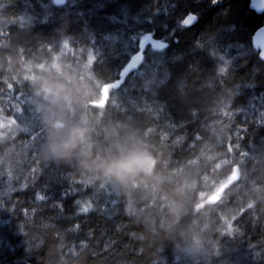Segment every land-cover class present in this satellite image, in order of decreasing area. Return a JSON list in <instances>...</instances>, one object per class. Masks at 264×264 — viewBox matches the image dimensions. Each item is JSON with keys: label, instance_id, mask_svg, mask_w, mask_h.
<instances>
[{"label": "trees", "instance_id": "obj_1", "mask_svg": "<svg viewBox=\"0 0 264 264\" xmlns=\"http://www.w3.org/2000/svg\"><path fill=\"white\" fill-rule=\"evenodd\" d=\"M6 12L31 17V24H10L0 38L35 50L67 24L93 70L113 81L142 39L163 40L167 47L162 49L147 44L135 67L113 89L117 115L122 110L141 123L155 124L168 143L184 137L174 146L177 161L188 154L193 135L204 134L201 125L213 120L227 124L220 145L226 156L243 166H251L253 155L264 156V61L251 40L264 24V12L251 9L249 0H64L61 5L13 0ZM187 17L190 22H185ZM222 66L223 74L218 71ZM153 69L166 81L155 95L139 87L142 74ZM20 91L16 87L7 101L0 93V105L6 104L18 123L29 128L14 142L22 150L19 161L10 172L0 164V264H59L61 254L68 264H152L153 259L164 264L163 257L167 264H183L170 247L153 256L147 239H133L130 233L139 226L123 216L122 206L113 203L114 195L98 181H70L61 169L39 161L35 148L25 146L29 136L35 143L40 133L28 105L21 103L24 97L17 96ZM222 97L231 98L227 113H213L214 102ZM13 101L21 112L13 111ZM252 177L264 182L259 166L250 172ZM37 191L45 196L43 201L36 199ZM233 223L235 234L221 238L230 264H264V215L253 221L244 211ZM118 224L123 226L118 229ZM140 247L143 252H138Z\"/></svg>", "mask_w": 264, "mask_h": 264}, {"label": "clouds", "instance_id": "obj_2", "mask_svg": "<svg viewBox=\"0 0 264 264\" xmlns=\"http://www.w3.org/2000/svg\"><path fill=\"white\" fill-rule=\"evenodd\" d=\"M11 3L0 0V32L16 22L20 28L31 24V17L6 12ZM259 5L264 7V0ZM68 28L65 24L57 29L54 39L40 42L35 50L0 38L2 99L7 101L19 87L17 96L24 97L21 103L28 105L39 128L38 141L33 143L29 136L25 146L34 147L39 161L61 169L70 181L86 185L98 181L109 190L123 216L139 226L130 235L147 239L153 256L167 246L183 264H230L221 238L235 234L233 222L244 211L253 221L264 215V182L250 178L258 166L264 175V156H251V166L226 156L220 145L227 124L213 120L201 125L204 134L196 132L188 142V154L177 161L174 146L184 137L168 143L155 124L141 123L122 110L117 115L113 89L119 83L93 70ZM218 71L223 74L226 69ZM164 84L159 70L153 69L142 74L139 87L155 95ZM230 102V97H222L211 111L226 114ZM13 106L14 112L22 111L19 103L13 101ZM21 131L29 128L18 123L6 104L0 105V164L9 172L20 158L22 150L14 142ZM72 254L77 255L75 250ZM162 259L167 264V257ZM59 264H68L63 254Z\"/></svg>", "mask_w": 264, "mask_h": 264}, {"label": "water", "instance_id": "obj_3", "mask_svg": "<svg viewBox=\"0 0 264 264\" xmlns=\"http://www.w3.org/2000/svg\"><path fill=\"white\" fill-rule=\"evenodd\" d=\"M63 3H64V0H59V3L57 2V0H55V2H54V4H56V5H61ZM249 7L251 9H253L254 11H256L257 13L264 12V7H261L259 5V0H257V6H253V0H249ZM251 40H252L253 47L255 46L254 48L256 50L259 49V55L264 56V30L257 32L255 35H252ZM147 44H150L154 47H158V45L164 44V41L161 39L155 38L153 36H148V37L142 39L140 41L139 50L133 56V59L131 60V62L125 68V69H127V71L123 70L121 72L120 78L118 80H116L115 82L120 83L121 80L123 79L124 74L127 73L128 71L132 70L135 67L136 63L140 60L142 52H143V50Z\"/></svg>", "mask_w": 264, "mask_h": 264}, {"label": "snow or ice", "instance_id": "obj_4", "mask_svg": "<svg viewBox=\"0 0 264 264\" xmlns=\"http://www.w3.org/2000/svg\"><path fill=\"white\" fill-rule=\"evenodd\" d=\"M57 2L59 3V0H57ZM211 3L215 4L217 3V0H211ZM197 19V17L195 16V14H192V21L195 22V20ZM186 26H190V25H186ZM264 30V25H261L254 33L253 35H255L257 32ZM255 47V46H254ZM257 55L259 56L260 60L264 61V56L259 55V49H257ZM124 71H127V69H124ZM65 196H67V193L64 194ZM35 197L37 200L43 201L45 199V196L43 194H41V192L37 191L35 194ZM59 206L62 209L63 208V204L59 201ZM76 203H81L80 201H77Z\"/></svg>", "mask_w": 264, "mask_h": 264}, {"label": "rangeland", "instance_id": "obj_5", "mask_svg": "<svg viewBox=\"0 0 264 264\" xmlns=\"http://www.w3.org/2000/svg\"><path fill=\"white\" fill-rule=\"evenodd\" d=\"M190 20H191L190 17H187L185 22H190Z\"/></svg>", "mask_w": 264, "mask_h": 264}]
</instances>
